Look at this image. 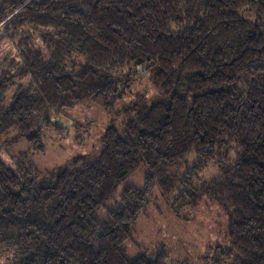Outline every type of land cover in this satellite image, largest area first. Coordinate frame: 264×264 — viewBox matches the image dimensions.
Segmentation results:
<instances>
[{"label":"trees","instance_id":"obj_1","mask_svg":"<svg viewBox=\"0 0 264 264\" xmlns=\"http://www.w3.org/2000/svg\"><path fill=\"white\" fill-rule=\"evenodd\" d=\"M0 32V44L20 38L19 61L0 74V135L16 131L35 152L45 151L37 116L52 127L49 113L86 104L113 114L131 92L127 70L142 68L161 98L123 107L97 160L48 180L29 159H0V244L13 264H169L126 249L157 187L174 210L220 206L224 261L264 264V0H0ZM231 145L236 160L223 166ZM210 162L220 175L195 187ZM141 164L143 188L126 187L98 218Z\"/></svg>","mask_w":264,"mask_h":264},{"label":"rangeland","instance_id":"obj_2","mask_svg":"<svg viewBox=\"0 0 264 264\" xmlns=\"http://www.w3.org/2000/svg\"><path fill=\"white\" fill-rule=\"evenodd\" d=\"M244 15L251 17V13L248 12ZM29 31L28 29L27 32ZM19 40L20 38H8L0 44V74L4 69L9 70L11 62L19 61ZM35 44L37 47L40 46L38 37ZM134 69L136 68L121 75L122 78L133 79L130 83L131 92L119 100L113 114L97 105L86 104L58 113H49L48 116L54 123L52 127H47L43 118L37 116L35 128L41 132L45 151L35 152L25 140L18 137L16 131H12L0 135V159L11 168L25 159L33 161L39 169L37 179L40 181L48 180L51 175L60 173L78 158L97 160L105 146L103 140L105 131L109 127L123 128L124 116L120 111L123 107L136 103L150 105L161 99L159 90L152 84L146 72L142 68H137V72L131 75ZM28 82L25 80L22 84L26 86ZM18 86L19 83L7 91V105L12 102ZM226 156H229L230 160ZM196 157V155L190 157V165L196 161ZM233 160H236V149L233 145L230 148L225 146L220 161H223L224 166ZM147 174V168L141 164L118 186L114 198L100 208L96 216L103 219L108 210L117 207L126 187L142 189ZM219 175V165L210 162L194 177V186L200 187ZM227 228V216L217 204L205 199L197 208L174 210L157 187L152 194L150 205L136 222L134 241L126 245L127 255L134 258L143 252L149 255L164 252L168 256L169 264H231L230 259L224 261L225 258L220 255L223 251L233 252ZM216 247H221L222 250ZM14 255L11 249L0 244V264H13Z\"/></svg>","mask_w":264,"mask_h":264}]
</instances>
